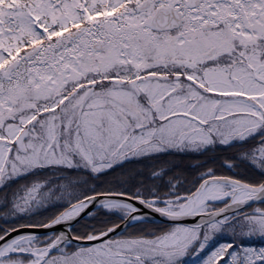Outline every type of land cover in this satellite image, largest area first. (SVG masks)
Masks as SVG:
<instances>
[{
  "label": "snow or ice",
  "instance_id": "snow-or-ice-1",
  "mask_svg": "<svg viewBox=\"0 0 264 264\" xmlns=\"http://www.w3.org/2000/svg\"><path fill=\"white\" fill-rule=\"evenodd\" d=\"M0 264H264V0H0Z\"/></svg>",
  "mask_w": 264,
  "mask_h": 264
},
{
  "label": "water",
  "instance_id": "water-1",
  "mask_svg": "<svg viewBox=\"0 0 264 264\" xmlns=\"http://www.w3.org/2000/svg\"><path fill=\"white\" fill-rule=\"evenodd\" d=\"M157 222H159V220Z\"/></svg>",
  "mask_w": 264,
  "mask_h": 264
}]
</instances>
